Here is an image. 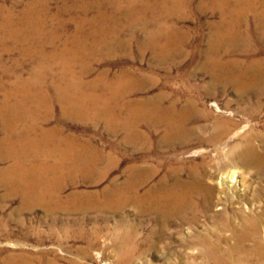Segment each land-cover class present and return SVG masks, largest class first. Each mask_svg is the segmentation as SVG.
<instances>
[{
    "label": "rangeland",
    "instance_id": "374dc122",
    "mask_svg": "<svg viewBox=\"0 0 264 264\" xmlns=\"http://www.w3.org/2000/svg\"><path fill=\"white\" fill-rule=\"evenodd\" d=\"M202 1L190 0L188 8L178 16H163L162 8L153 4L154 1L137 2L134 7L138 10L144 8L142 3L153 6V11L146 14L148 32L123 28L126 21L122 9L115 15L119 29L95 35L103 42L98 53L100 57L93 62L88 57L89 61L76 64L71 59L73 52L68 53L69 68L74 85L80 87L78 94L90 98V106H93L92 97L109 96V85L116 88L112 92L128 91L109 112L121 124L122 120L129 118L131 122L136 116V113L129 114V108L124 110L126 101L137 104L153 100L158 94L180 95V103L201 100L209 113L231 119V132L236 133L235 136L222 138L217 145L206 142L215 133L214 118L201 115L189 123L192 140L187 145L161 142L156 147H142L137 140H126L130 131L127 128L120 126L114 130L105 120L75 118L72 108L75 110L76 104L66 107L63 98L57 101L52 91L47 92L48 83L52 81V76H48L42 93L38 91L40 97L48 94L47 98H51L42 110H37L35 101L24 99L22 93L12 99V103L24 101L22 109L25 110L21 114L25 115V122L18 128L37 124L52 130L58 137H69L75 143L84 142L89 147L88 155L97 150L102 160L92 171H82L78 164L67 165L73 168L63 172L62 193L50 207L23 203L20 195L0 183V264H4L10 254L14 256V264H264V145L255 135L264 133V107L249 116L245 113L249 106L257 104L255 101L251 104L229 88L212 90L211 82L223 74L210 73L206 58L212 25L221 21V15L215 8H211L214 11L201 9ZM16 2L0 0L7 12L20 14L28 0H19L15 5ZM63 3L64 0H52L50 14H55ZM63 15L58 23L67 20L68 25L61 41L56 43L58 47L74 33V24L68 15ZM93 15L90 13L89 18ZM156 15L164 17L163 24L169 25L167 33L158 38L164 45V49L158 51L151 45L141 46L155 28ZM77 16L78 13L74 20L79 18ZM25 17L23 21L27 25L33 24L34 28V33L25 29L30 41L26 43L15 35L14 39L6 41L10 45L6 55L0 49V56L3 55L0 70L6 66L12 68L15 61L21 65V69L13 68L11 76L4 79L6 89L19 87L17 76L33 77V69L39 66L32 59L36 52L54 49L43 43L47 37L42 32L37 33L43 17L37 14ZM245 20L247 22L242 20L245 24L240 27L234 49L227 55L223 46L217 49L225 61H237L240 67L264 59V33L255 30L252 14ZM96 25L103 26L101 20ZM54 26L55 21L48 20L44 28L51 30ZM84 32L89 35L94 30L88 27ZM95 37L91 35V38ZM31 48L35 52L30 54ZM80 48L73 47L72 50ZM81 64H87L88 70H81ZM118 77L122 85H119ZM57 79L58 76L54 81ZM31 90L28 93L33 94ZM2 91L0 102L4 96ZM48 105L50 109L46 110ZM31 116L33 120L29 121ZM204 125L207 127H202ZM148 132L153 140L159 136L153 131ZM245 133L255 138L254 150L242 137ZM2 137L0 125V139ZM7 152V149L0 152L5 159L0 157V170L12 164L6 160ZM25 157L26 164L37 163L32 153H25ZM42 161L45 165L49 162L47 166L53 163L52 159H38L39 163ZM232 173L234 177L230 176ZM189 176L195 179L198 190L189 208L172 216L152 208L150 197L156 194L155 188L162 179L171 186L177 177L187 182ZM208 187L213 188L212 195L205 193Z\"/></svg>",
    "mask_w": 264,
    "mask_h": 264
},
{
    "label": "bare ground",
    "instance_id": "6f19581e",
    "mask_svg": "<svg viewBox=\"0 0 264 264\" xmlns=\"http://www.w3.org/2000/svg\"><path fill=\"white\" fill-rule=\"evenodd\" d=\"M16 1L15 5H17L19 0ZM51 1L52 0H28L26 7L20 14H16L14 11L7 12L8 10L4 8L3 4H0V49L2 54L8 53L7 51L10 50V45L6 43L8 38L13 37L14 39L16 35L22 38L26 43L30 41L29 33H27L25 29H28V32L34 33V28L32 27L33 24L31 25L28 23V26L27 23L23 21L27 14H32V16L37 14L40 18L43 17V19H41L42 21L40 20L41 24L37 26V33L42 32L44 36L47 37L45 38L47 41L45 42L43 40V43H46L50 47L54 46L53 50L51 48L49 51L41 50L36 52L37 54L34 53L35 56L32 59L39 66L33 69L32 78L25 79L21 76H17L20 84L17 88H4V79L11 76V70L13 68L21 69V65L18 64L19 62L17 63V61H15L12 68H7L6 66L4 69L0 70V72H5V74L0 73V91H2V88L5 89L2 91L4 96L0 102V125L3 132V137L0 139V152H2V149H7L8 152L5 154L6 160L12 163L10 166L4 167L5 169L0 170V183L6 185L13 192L20 195L23 203L39 204L50 207L52 202L59 199L62 193L61 191L64 187V184L61 183L63 172L66 171V169L73 168L67 165L78 164L82 171H92L97 163L102 160V155H100L97 150L94 154L91 153L88 155V145L84 142L75 143L74 140L69 137H58L52 133V130L43 129L44 127L38 126L37 124L27 125L24 129L18 128V125L25 122V115L21 114V112L25 110L22 109L24 101H22V103H12V99L15 100V97L22 93L24 99L36 102L37 110L41 109L43 105L49 104L48 101L51 98H47L48 94H43L40 97L41 94L38 92L40 91L42 93V86H44L49 79L48 76H52V81L48 83L47 92L52 91L54 99L57 101L63 98L62 103L66 102V107L70 104L73 106L76 104L77 108H75V110L72 108V114L75 118L105 120L107 126L114 130L120 126L122 128H127L130 131L126 135V140H137L142 147H144V145L156 147L161 142L169 145H187L188 141L192 140L191 137H189L192 133V128H189V123L201 115L205 118H214L213 129L215 133L209 140H205L206 142L217 145L222 141V138L226 137L231 139L235 136L236 133L231 132V119L224 118L221 114L215 115L209 113L205 109L204 101L201 100H186L180 103L179 101L182 102V97L180 95L165 96L163 94H158L153 100H145L137 104L126 101L123 107L124 110L125 107L129 108V114L133 116L136 113V116H134L135 118L131 117V122L128 120L129 118L122 120L123 122L121 124V122L117 120L118 118L109 112H111L112 105L117 106L118 101H121V99L128 94V91L117 90L116 92H112L113 89L116 88L109 85L107 86L109 96H104V98L102 96H98V98L92 97L93 106H90V98L88 99L78 94L80 87L74 85V77L71 76L69 68L71 61H68L67 54L73 52L74 55L71 59L73 63L76 64L84 60L89 61L88 57L90 58V62L96 60L98 56L100 57L98 53L103 42L100 40L98 41L95 35L107 34L111 31L113 33L119 29L120 23L117 21L118 19L115 15L122 9L125 10L123 19L126 21L123 28L129 27L135 30L139 29L148 32L146 30L149 21L147 20L146 14L153 11V6L151 4L142 3L144 8L138 10L134 7V4L137 2L153 3L152 1H154L156 3L153 4L162 8L163 16L168 14L171 16H178L181 15L186 7L188 8L190 0H64V3L58 7L53 15L50 14ZM232 3H234L233 6ZM262 3L263 0H203L201 4V9L205 8L204 10L209 9L214 11L211 8H215L219 10L221 15V21L213 24L211 28L212 34L208 56L206 58V67L212 74L213 72H219L223 75H218L216 77L217 79L211 82L213 86L211 88L212 90L214 89V91L218 87H221L223 90L224 88H229L233 93H236V96L247 98V101H251V104L255 101L257 104L249 106V109L245 113L249 116H254L255 113L259 112L260 107H264V59L261 62L251 61L250 64L240 67L237 61H225L223 56L219 55L221 52L218 53L217 49L219 50V48L223 46L225 55L234 49V45H237L240 27L245 24L242 20L244 19V21L247 22L245 18L249 14L253 16L255 30L264 33V4ZM167 4L170 5L167 6ZM122 6H124V8H121ZM179 11L180 14H176ZM76 13H78L77 17L79 18L74 20ZM90 13H94L91 18H89ZM63 14L68 15L70 22L74 24V33L69 39H64L61 43V47H58L56 43L61 41L63 30L68 25L67 20L58 23L59 19L64 16ZM163 19L165 18L162 16L160 18V15L155 18V28L151 29V33L141 42V46L147 47L151 45L156 51L164 49V45L158 42V38L167 33L169 25H164L162 22ZM48 20L55 21V26L51 30H45L44 28ZM100 20L103 26L96 25L97 21ZM88 27H91L94 33L89 32V35H87L84 31L88 29ZM91 35L95 38H91ZM116 45L118 44L116 43ZM70 46H72V48ZM73 47L81 48L73 51ZM112 47L113 46L110 48L116 50L115 46ZM34 50L31 48L29 53H33ZM88 53L89 55L87 56ZM106 54L107 53L104 54V57ZM2 56L3 55H1L0 58H2ZM90 62L87 64H90ZM87 64H81L83 66L81 70H88L87 67L89 66H87ZM57 68H59V72L56 73ZM56 76H58V81H54ZM118 80L120 81L118 82L119 85H122L123 82H121L120 77L117 78V81ZM74 89L75 93L73 92ZM30 90L34 91L33 94L28 93ZM211 95L214 96V94ZM48 109H50L49 105L46 106V110ZM18 113H20V115ZM31 120H33L32 116L29 121ZM202 127L205 128L207 125ZM133 128L135 129L133 130ZM160 129H162V132H159ZM148 131L159 134L158 138L154 140L151 139L152 136ZM255 135L257 140L259 139L264 145V133H255ZM255 135L253 136L255 137ZM242 137L250 148L255 147V138L247 135V133ZM27 152L33 154L37 163L26 164L25 153ZM0 157L5 160L4 157ZM28 157H30V154ZM40 158H44V160L52 159L53 163L48 166L47 164L49 162L46 165L43 161V163H39L38 159ZM80 162L82 164H80ZM172 172L176 174V171L173 169ZM195 176L196 174H194V178L196 179L197 177ZM230 176L234 177V173ZM177 178L178 180L171 186H167V180L162 179L159 182V186L155 188L154 192H156V194L154 196L151 194L148 195L152 196L150 197L152 198V208L163 213L165 216L183 213L189 208L191 203H193V195L198 191L196 190L197 185H195V179L192 176H189L187 182L183 181L180 177ZM193 189H195V191H193ZM212 190L213 188L208 187L205 193L212 195ZM150 191L153 190H149V192ZM7 259L8 260L5 259L4 264H14V256L12 254L8 255Z\"/></svg>",
    "mask_w": 264,
    "mask_h": 264
}]
</instances>
